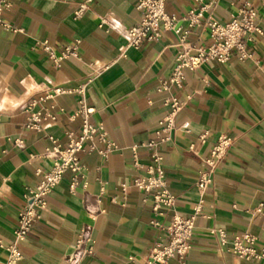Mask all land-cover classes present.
Instances as JSON below:
<instances>
[{
  "label": "crops",
  "instance_id": "1",
  "mask_svg": "<svg viewBox=\"0 0 264 264\" xmlns=\"http://www.w3.org/2000/svg\"><path fill=\"white\" fill-rule=\"evenodd\" d=\"M5 1L9 6L0 13V240L12 241L25 188L38 181L37 170L50 168V160L42 156L51 146L47 136L64 143L66 130H79L81 120L69 117L81 98L93 109L91 123L101 124L117 146L105 158L95 152L80 154L83 168L75 175L77 186L70 191L74 176L65 172L49 194L47 208L19 245L22 257L17 264H65L67 256L79 258L80 250L89 247L92 251L76 264H144L154 243H166L168 233L150 224L151 196L144 203L146 195L131 183L145 175L152 162L154 149L144 144L158 130L164 114L161 101L169 95L190 98L176 115L169 140L155 147L174 198L172 207L162 206L155 220L165 227L174 214L187 218L200 200L201 214L194 220L191 248L182 262L264 264V260L237 258L210 234L213 228L223 230L228 238L248 232L257 247H264V216L254 212L264 201V0H217L203 11L204 19L224 24L236 15L238 5L253 3L263 30L249 47L254 60L231 58L224 64L210 61L193 71L185 69L181 89L165 92L156 90L176 64L178 36L166 31L159 40L126 49L127 30L143 16L144 11L136 8L139 0H92L77 20L73 12L82 0ZM210 1L166 0L165 9L181 18ZM101 19L105 24L99 28ZM204 19L200 26L180 23L186 42L209 43ZM43 40L56 54L79 40L78 59H66L55 67L37 45ZM80 84H86L83 97L62 94L27 108L54 86ZM51 103L56 122L40 124V131L29 129L30 113ZM205 130L208 136L201 144L198 135ZM220 134L231 137L232 146L218 162L211 184L200 192L196 180L201 159L209 155ZM190 144L195 145L194 152ZM133 146L140 168L133 164ZM123 183L129 184L125 199ZM79 239L83 242L76 249ZM5 258L0 249V262ZM165 264L181 262L171 258Z\"/></svg>",
  "mask_w": 264,
  "mask_h": 264
},
{
  "label": "built area",
  "instance_id": "2",
  "mask_svg": "<svg viewBox=\"0 0 264 264\" xmlns=\"http://www.w3.org/2000/svg\"><path fill=\"white\" fill-rule=\"evenodd\" d=\"M91 1L82 0L77 5L73 12L74 20L81 18L89 10ZM216 1L211 0L199 10L191 9L181 18H177L166 12V0H139L136 8L144 11L143 16L139 22L127 30L125 36L126 49H138L144 42L159 40L162 37V33L166 31L173 32L178 36V41L175 44L179 48L176 64L170 76L161 82L156 90L157 92L168 91L171 87L178 90L181 89L184 81L183 71L185 69L193 71L206 66L210 61L224 64L231 58H235L239 62L254 60V53L249 48L250 44L254 41V35H263L262 28L257 24V8L253 3L245 1L237 6L235 16L228 22L220 24L211 17L203 18V11L210 9ZM194 2L200 3L201 0H194ZM3 6H9L5 0L0 1V13ZM203 19L204 25L209 28V43L205 46H193L186 42V32L182 31L180 23L187 22L189 26H200ZM104 24L105 20L101 19L99 28ZM3 27L9 29V26L6 24H3ZM79 43V40H76L73 45L62 47L59 54L53 51L47 40L38 41L37 45L41 47L55 67L60 68L64 60L69 58L78 59ZM206 77L205 75L202 78L204 82H206ZM85 87L86 84H80L74 88L54 86L51 90L45 92L43 96L32 99L27 108H34L37 104H44L62 94L76 93L83 97ZM189 98L190 96H187L186 100H180L174 95H169L162 99L161 106L164 109V114L158 123L159 128L155 131L154 137L144 144L148 149H154L151 155L152 162L145 167V175L134 178L131 183L132 187L142 191L146 195L143 198L144 203L147 202V195H150L152 198L154 219H152L150 224L156 228L165 230L169 235L166 243L159 242L151 246L148 258L144 264H165L171 258H176L181 264H184L182 261L191 248L194 220L197 215L201 214V201L199 200L193 209V213L187 218L174 214L165 227L155 220V217L160 214L161 207H172L174 199L167 188V180L160 163L161 157L158 155L155 147L169 140V133L175 129V117L183 109L185 102ZM54 109L55 105L51 103L30 113L26 126L29 129L40 131V124L42 123L47 126L53 125L57 119ZM92 113L93 109L88 107L81 98L77 109L69 117L70 121L76 118L81 120L79 130H66L64 132V143L52 136H47L51 146L44 150L42 156L50 160V168L46 172L37 170L35 174L39 179L36 184L25 188L23 194L24 204L18 211V223L13 231V239L9 243L0 240V249L6 254L5 260L0 262V264H17L21 259L22 253L19 245L31 232L34 223L40 219L41 212L47 208L48 196L60 183L65 172L69 171L73 174L74 178L69 185V189L71 192L75 189L78 184L75 175L83 168L80 154L95 152L105 158L116 149V144L108 138L103 126L91 123L90 115ZM185 132H188V130H185ZM207 136V130L201 132L198 135V142L204 143ZM232 143L233 139L231 137L220 134L209 155L201 159V168L196 180V187L200 192L204 191L211 184V175L218 162L230 150ZM194 147V144H190L189 150L194 152ZM131 150L133 164L135 168H140L136 147L133 146ZM128 187L129 184L126 183L120 186L123 199L127 197ZM101 190L103 191V188ZM254 212L258 216H264V201L257 204ZM210 234L217 237L220 247H227L228 251L237 258L254 261L264 260V247H257L255 245V237L248 232L228 238L223 230L213 228L210 230ZM82 242L81 239L76 242V249H79ZM91 251L90 247L80 250L79 258ZM79 258L69 255L65 260V264H76ZM128 259L132 260L131 257Z\"/></svg>",
  "mask_w": 264,
  "mask_h": 264
}]
</instances>
